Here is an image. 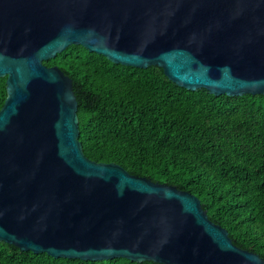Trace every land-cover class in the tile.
Here are the masks:
<instances>
[{
  "label": "water",
  "instance_id": "95a60500",
  "mask_svg": "<svg viewBox=\"0 0 264 264\" xmlns=\"http://www.w3.org/2000/svg\"><path fill=\"white\" fill-rule=\"evenodd\" d=\"M74 44L190 90L264 95V0H0V241L55 258L264 264L195 194L85 155L73 79L44 63Z\"/></svg>",
  "mask_w": 264,
  "mask_h": 264
},
{
  "label": "trees",
  "instance_id": "16d2710c",
  "mask_svg": "<svg viewBox=\"0 0 264 264\" xmlns=\"http://www.w3.org/2000/svg\"><path fill=\"white\" fill-rule=\"evenodd\" d=\"M73 79L85 155L201 199L233 242L264 258V95H215L173 82L159 66L114 63L82 45L44 61ZM0 77V109L7 97ZM0 264H162L90 261L0 241Z\"/></svg>",
  "mask_w": 264,
  "mask_h": 264
}]
</instances>
